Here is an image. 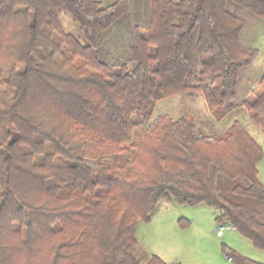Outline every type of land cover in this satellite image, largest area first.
<instances>
[{"label":"trees","instance_id":"16d2710c","mask_svg":"<svg viewBox=\"0 0 264 264\" xmlns=\"http://www.w3.org/2000/svg\"><path fill=\"white\" fill-rule=\"evenodd\" d=\"M128 5L0 0V264H182L137 239L164 198L206 204L264 249L263 150L248 127L235 119L216 136L188 117L153 115L163 98L201 95L216 122L244 107L264 133V73L237 93L258 55L242 37L243 12L264 19V0H149L120 60L101 44ZM219 175L247 205L221 192ZM222 250L235 264H264Z\"/></svg>","mask_w":264,"mask_h":264},{"label":"rangeland","instance_id":"374dc122","mask_svg":"<svg viewBox=\"0 0 264 264\" xmlns=\"http://www.w3.org/2000/svg\"><path fill=\"white\" fill-rule=\"evenodd\" d=\"M99 1L109 4L115 0ZM128 3L127 13L105 33L101 44L108 49L107 56H115L120 60H125L128 56L133 42V28L145 27L149 19V0H128ZM243 13L247 24L242 37L251 47L258 49V55L240 73L237 88L239 99L245 98L257 86L264 73V19L249 12ZM58 16L65 31L84 43L79 26L70 15L64 10H59ZM158 113H166L175 118L188 117L196 123L201 132L216 136L222 135L233 120H240L264 150V133L252 122L244 107L232 110L220 122H216L201 95L182 94L158 101L153 115ZM258 168V177L264 184V158ZM217 182L227 198L247 205L248 200L246 201L245 197L232 191L235 180L219 175ZM214 217V209L204 203L187 204L164 198L151 211L149 220L138 222L137 239L143 249L158 254L169 263L235 264L232 259L226 257L222 250L223 245L247 258L264 262V249L255 247L250 239L233 227L225 228L218 234L219 223Z\"/></svg>","mask_w":264,"mask_h":264},{"label":"built area","instance_id":"2783aa9c","mask_svg":"<svg viewBox=\"0 0 264 264\" xmlns=\"http://www.w3.org/2000/svg\"><path fill=\"white\" fill-rule=\"evenodd\" d=\"M229 227H233L231 224L227 223V222H220L219 225H218V229H217V233L218 234H221L222 230L225 229V228H229ZM234 228V227H233ZM226 257L231 260L232 257L231 256H228L226 255Z\"/></svg>","mask_w":264,"mask_h":264},{"label":"crops","instance_id":"0c3cea01","mask_svg":"<svg viewBox=\"0 0 264 264\" xmlns=\"http://www.w3.org/2000/svg\"><path fill=\"white\" fill-rule=\"evenodd\" d=\"M257 141H258V140H257ZM258 143L260 144L259 141H258ZM260 145H261V144H260ZM261 147H262V145H261ZM262 158H264V150H263V157H262ZM262 158H261V160H262ZM261 160H260V161H261ZM260 161H259V163H260ZM259 163H258V164H259ZM257 167H258V166H257ZM258 172H259V168H258ZM259 180H260V179H259ZM214 212H215V210H214Z\"/></svg>","mask_w":264,"mask_h":264}]
</instances>
